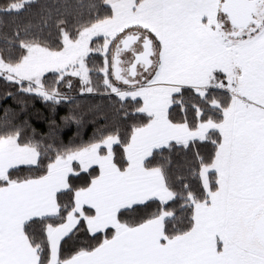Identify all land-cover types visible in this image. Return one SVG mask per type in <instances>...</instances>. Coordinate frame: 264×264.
I'll use <instances>...</instances> for the list:
<instances>
[{
  "label": "snow or ice",
  "instance_id": "1",
  "mask_svg": "<svg viewBox=\"0 0 264 264\" xmlns=\"http://www.w3.org/2000/svg\"><path fill=\"white\" fill-rule=\"evenodd\" d=\"M0 85V264H264V0H0Z\"/></svg>",
  "mask_w": 264,
  "mask_h": 264
},
{
  "label": "trees",
  "instance_id": "2",
  "mask_svg": "<svg viewBox=\"0 0 264 264\" xmlns=\"http://www.w3.org/2000/svg\"><path fill=\"white\" fill-rule=\"evenodd\" d=\"M6 23L8 24L9 28L14 24V23H18L19 21L14 20L13 18L10 17H6L5 18ZM3 86L0 85V93L3 92ZM7 106L13 110H17L19 111L21 108V105L19 103H17L16 101H14L12 98H8V99H3L0 98V116L3 115V110L4 107ZM66 108L64 107H58L57 108V116L56 119L58 120L60 116L64 115V113L66 112ZM39 114H43V115H51V113L48 111V109L45 107V105L43 104V102H41L40 100H36L34 102H29L27 104V115L31 118V122L38 128L41 129L42 131H46V123L38 118ZM22 118L24 114H21ZM74 131V129H73ZM88 131H90V129H88ZM68 135H71V132H69L67 129L65 130V136L67 138Z\"/></svg>",
  "mask_w": 264,
  "mask_h": 264
}]
</instances>
